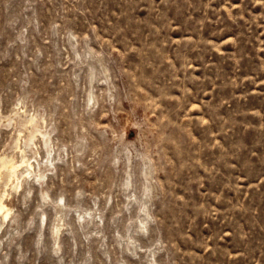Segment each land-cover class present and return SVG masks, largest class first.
I'll list each match as a JSON object with an SVG mask.
<instances>
[{
  "label": "rangeland",
  "instance_id": "1",
  "mask_svg": "<svg viewBox=\"0 0 264 264\" xmlns=\"http://www.w3.org/2000/svg\"><path fill=\"white\" fill-rule=\"evenodd\" d=\"M0 197V264H264V0H0Z\"/></svg>",
  "mask_w": 264,
  "mask_h": 264
},
{
  "label": "bare ground",
  "instance_id": "2",
  "mask_svg": "<svg viewBox=\"0 0 264 264\" xmlns=\"http://www.w3.org/2000/svg\"><path fill=\"white\" fill-rule=\"evenodd\" d=\"M22 164H26V167H29V168H32V164L31 162H29L28 160H23L21 162V165ZM6 166V163L4 164ZM20 165H16L15 163L13 162H9L7 163V167L13 172V176L17 173V168L19 167ZM8 171V170H7ZM31 172V169L30 171H28V173ZM11 173V172H10ZM28 175V174H27ZM11 176V175H10ZM11 210L7 207V205L2 201L1 197H0V213L1 215L3 216V218H7V216H9Z\"/></svg>",
  "mask_w": 264,
  "mask_h": 264
}]
</instances>
